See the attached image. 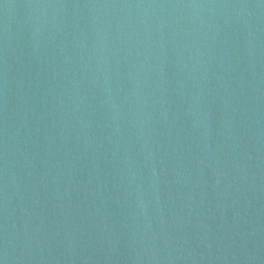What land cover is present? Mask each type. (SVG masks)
I'll return each mask as SVG.
<instances>
[{"label":"water","instance_id":"obj_1","mask_svg":"<svg viewBox=\"0 0 264 264\" xmlns=\"http://www.w3.org/2000/svg\"><path fill=\"white\" fill-rule=\"evenodd\" d=\"M0 264H264V0H0Z\"/></svg>","mask_w":264,"mask_h":264}]
</instances>
